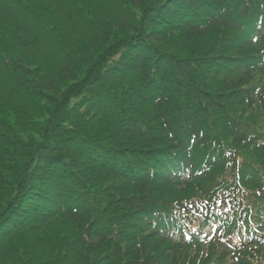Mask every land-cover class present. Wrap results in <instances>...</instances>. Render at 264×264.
Listing matches in <instances>:
<instances>
[{"label":"trees","instance_id":"16d2710c","mask_svg":"<svg viewBox=\"0 0 264 264\" xmlns=\"http://www.w3.org/2000/svg\"><path fill=\"white\" fill-rule=\"evenodd\" d=\"M263 216L264 0H0V264H264Z\"/></svg>","mask_w":264,"mask_h":264},{"label":"rangeland","instance_id":"374dc122","mask_svg":"<svg viewBox=\"0 0 264 264\" xmlns=\"http://www.w3.org/2000/svg\"><path fill=\"white\" fill-rule=\"evenodd\" d=\"M209 232V231H208Z\"/></svg>","mask_w":264,"mask_h":264}]
</instances>
